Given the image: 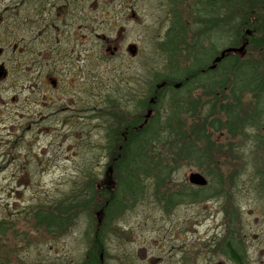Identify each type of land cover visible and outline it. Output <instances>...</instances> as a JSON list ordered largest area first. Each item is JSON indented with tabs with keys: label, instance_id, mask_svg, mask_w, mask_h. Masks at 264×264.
I'll list each match as a JSON object with an SVG mask.
<instances>
[{
	"label": "rangeland",
	"instance_id": "374dc122",
	"mask_svg": "<svg viewBox=\"0 0 264 264\" xmlns=\"http://www.w3.org/2000/svg\"><path fill=\"white\" fill-rule=\"evenodd\" d=\"M238 1L243 6L241 10L237 0L228 4L230 21L233 14L242 17L247 13L245 6L263 2ZM256 13L261 18V30L256 34L264 36V11ZM181 15L190 21L188 12ZM86 16L91 17L90 13ZM157 16V12L148 9L144 28L129 24L123 31L127 42L138 36L139 46H145L147 76L151 71L166 69L164 55L169 53L163 50L161 55L157 51V37L163 35L165 29V25L155 28ZM100 28L108 34L105 26ZM11 31L16 32V38L28 37L25 25L7 28L1 24L0 39L10 41ZM82 32L88 34L89 27ZM214 37L210 40V49H220V44L224 47V43L230 42L226 33L221 40ZM87 40L83 38L84 43ZM104 42L99 39V43ZM245 43L238 54L262 64L264 47ZM10 50L0 57V264H79L85 255L87 257L90 221L96 218L95 206L88 208V214L80 207L73 209L75 216L69 224L64 222L66 226L62 230L58 227L48 231L35 216L37 211L53 208L56 202L74 191L83 189L81 194H84L89 178H93V184L100 189L104 184L109 193L118 191L120 173H114L113 190L101 182L106 165H113L108 158L112 155V146L111 142L108 144L105 124L114 121L107 118L109 106L106 103L111 79L138 74L140 59L114 57L110 60L105 47L100 45L96 54L82 61L81 76L68 73V67L59 64L56 71L60 74L54 84L37 73L32 78L28 71H18L16 63L25 58H11L19 55ZM186 64L181 63L182 67ZM212 90L194 88L177 105L172 104L167 95H162L158 102L157 90L146 99L143 108L147 109L146 125L158 115V124L168 121L157 127L158 132L163 133L169 123L173 129L169 127L168 132L174 130L171 132L174 149L173 144L164 143L165 151L162 143L155 144L156 153L165 157L170 167L165 177L166 192L183 195L197 192L200 196L197 199L188 196L166 208L165 202L157 197L154 178H146L143 192H134L133 201H130L131 196L124 197L126 204L115 219L114 227L103 237L106 248L98 256L99 264H237L226 253L229 242L244 254L245 264H264V194L256 187L255 152L251 153L254 129L241 127V118L230 119L228 125L224 123L221 127L210 126V119L224 120L228 115L226 110L220 109L225 103L226 89L224 93L217 91L215 96L211 95ZM243 99L244 103L253 102L249 94ZM249 112L250 109L244 108L242 118ZM155 128L153 125V130ZM179 129L187 139L177 135ZM201 129L214 142L210 151L215 163L208 159L210 162L202 165L188 153L190 140L203 148L206 139L198 136ZM257 150L256 154L260 155L262 150ZM120 165L126 167L120 161L114 163V168ZM192 171L201 172L208 184L204 187L190 184L188 174ZM203 171H214L217 176H208ZM219 178L223 186L217 183ZM218 186L221 187L218 189ZM216 190L220 193L215 194ZM118 195L120 197L119 191ZM79 196L82 195L79 193L76 197ZM105 198L103 194L98 199L103 202ZM59 213L66 217L68 209Z\"/></svg>",
	"mask_w": 264,
	"mask_h": 264
},
{
	"label": "flooded vegetation",
	"instance_id": "af4514ba",
	"mask_svg": "<svg viewBox=\"0 0 264 264\" xmlns=\"http://www.w3.org/2000/svg\"><path fill=\"white\" fill-rule=\"evenodd\" d=\"M240 2L237 0L236 3L240 7L239 10L243 7ZM245 8L250 13L264 11V0ZM148 9L158 13L156 29L165 25L163 35L157 37V51L161 55L163 50L169 51L164 55L166 69L151 71L149 76L145 70V46H139L140 42L136 41L138 36L135 40L127 42L123 34L129 24L144 28ZM226 10V0H0V25L3 24L7 28L11 25L28 27L27 38L23 36L16 38V32L11 31L10 41L0 39V57L11 48L13 54L19 55H13L11 58H25V61L16 63L15 68L18 71H28L32 78L37 73L51 79L54 84L55 78L60 74L56 71L59 64L68 67V73L81 76L82 61L96 54L100 45L105 47L110 60L114 57L130 60L139 57L141 68L138 74H129L123 78L115 76L111 79L112 85L106 103L109 106L107 118L114 121L112 124H105L107 140L111 141L112 153L116 149L119 157L126 156L131 141H141L140 146L144 147L147 109L143 108L146 99L155 95L154 93L150 95L152 92L157 90L155 93L159 102L164 91L165 97L169 96V88H165L169 84L174 89H184L188 86L187 91L198 87L204 88L206 87L204 81H209L205 79L217 77V74L220 76L219 86L223 90L226 89L225 63L222 69L216 70L218 64L225 60L223 58L222 62L221 60L217 62L218 64L215 62V58L222 50L205 65L196 66L194 58L195 55L204 58L211 51L209 28L206 34L200 37L201 33L195 29L201 24L195 21L194 13L217 11L223 14ZM85 12L86 15L90 13L91 17L84 15ZM185 12H188L190 21L181 15ZM103 26L106 27L108 34L103 33L100 28ZM224 26L220 24L222 27L220 34L223 36ZM88 27L89 33L83 34V29ZM171 29L174 32H169ZM170 34L171 39H168ZM83 38L88 40L84 43ZM98 38L106 42L99 43ZM204 42L208 44L205 45ZM171 52L173 53L171 61L176 63V71L167 68ZM182 62L187 63L186 66L189 64L195 66L184 70L186 66L182 67ZM215 63L217 66H213ZM210 84L216 86V82ZM152 86L154 87L151 88ZM115 115L120 117H114ZM101 252L103 249L99 251L98 256Z\"/></svg>",
	"mask_w": 264,
	"mask_h": 264
},
{
	"label": "trees",
	"instance_id": "16d2710c",
	"mask_svg": "<svg viewBox=\"0 0 264 264\" xmlns=\"http://www.w3.org/2000/svg\"><path fill=\"white\" fill-rule=\"evenodd\" d=\"M231 1L232 0H226L227 10L223 14L218 13L217 11H211L209 13H194L195 21L201 24V26H198L195 29L196 31H199L201 33L200 37L202 35L204 36L206 34V30L209 28L208 39L212 40V38L215 36V39L218 38V40H221L222 35L220 34V30L222 29V27H220V24L225 25V33L230 36V42H228L227 45L226 43H224L225 46L222 47V45L220 44V49H218L219 47L215 49L211 48L210 54H208L204 58L202 57L203 59L195 55L194 58L196 66L197 64H207L209 62V59H212L214 55H218L219 51L225 49L226 47H238L241 43L245 42H248V44L251 43L250 45H258L264 47V36L256 34L258 30H261L259 23L261 21L260 14L247 12L243 13L242 17L240 15L233 14L232 20L230 21L229 19H227V13L228 16H231V13L228 10V6H230L228 4ZM235 6L236 4L234 5V7ZM257 17L258 20L256 21ZM232 30L235 32H233ZM240 31L242 32V35L239 34ZM169 32H174V30L171 29ZM168 39H171V34ZM196 40H198L197 37ZM196 43H198V41H196ZM172 54L173 53L171 52L169 58L170 61L167 68L171 69V71H176V63L171 61ZM223 58L222 59L225 60L223 63L218 64L216 62L218 66L216 63L214 64V66H217L216 70H219L222 69L223 64L225 63L227 72L226 90L224 95L225 103L220 105V109H222L224 112L226 110L228 115L224 120H222L221 118L217 120L210 119L209 125H218L221 127L224 123L228 125L231 121L230 119L241 118V127L250 126L254 129L251 136V143L254 148L251 153L255 152L253 163L255 165L257 174L256 187L260 192L264 194V61H262V64H260L257 59H247L244 55L241 56L240 54H238V52L225 53V56ZM222 59L220 62H222ZM195 64H189V66H186L185 69H183L189 70L191 69V67H194ZM219 79L220 76L219 74H217V77L212 76L210 77V79H205L209 81H204V84L206 86L204 88L209 90L213 88V90L211 91L212 96H215L217 91L224 93V90L219 86ZM210 82H216V86L211 85ZM151 88H153V86ZM165 88H169L168 90L171 103L176 105L178 103L181 104V100H184V95L190 91H187L188 86L184 89H174L173 87H171V84H169ZM165 94L166 93L164 91L163 96ZM247 94L253 97V102L244 103L243 98ZM173 97H175L176 99H174ZM244 108L250 109V112L249 115L243 119L242 113H244ZM157 118H159L158 115L155 116L154 119L146 126V138L144 141V147L140 146V143H142L141 141H131L130 144H128V154L125 156V158H120L121 156H118L119 153L116 149L114 153L111 152L112 155L108 156V158L113 162V165H106V170L104 171V179H102L101 182H105L107 185L106 187L108 188L113 187V190L116 186V183H114L113 181L114 173H120V181H118V185L116 187L119 191L120 197L118 195V191H112V193H109L106 188H104V184H102V187L100 189L93 184V178H89L87 180L89 183H87V186H84L86 188L84 194H81V191L83 189H79L72 192L70 196L68 195L60 201L56 202L53 208L47 211H37L35 216L36 220L41 224H44V227L47 228L48 231H54L58 227H60L62 230L63 227L66 226V224H69L72 221V218L75 216L71 212L73 209L80 207L84 210V212L86 211V213L88 214V208L90 206H95L96 218L95 221H90L91 231L89 243L86 248L87 257L83 258L82 261L79 262V264H99L100 260L98 258V252L103 248H106L103 242V237H105L108 234L109 230L114 227L115 219L119 215L120 210L126 204L125 198L131 196L130 201H133L135 199L132 197L134 192H143L145 185L143 181L146 178H154L156 183L155 191L157 197L160 202H165L166 208L174 205L176 202L184 200V198L188 196H191L193 199H197L200 196L197 192H190L188 195H183L181 193L172 194L166 192L167 189L165 188V177L168 174L170 167L165 157L162 158L160 154L156 153L155 144H157V142L162 143L163 147L165 146L164 143L173 144L174 149L175 143L171 134V132H173L174 130H169L170 132H168L167 129L169 127L173 129L172 125H170L169 123V125H167V129L166 126H162L164 127L163 133L158 132L157 127H160L161 123H168V121L163 120L158 124ZM214 121L216 123H213ZM153 125H156V128L154 130ZM166 131L168 132V134H166ZM185 131L187 133V130ZM203 132L204 129H201L198 132L199 135L197 134L198 136H202V138L206 139L203 142V148L197 146L194 141L190 140L187 143L188 153L191 154V157L202 165H205L209 161L208 159H211L213 163H215V156L212 155L210 151V147L214 145V142L210 140V135L204 134ZM177 135L180 137L183 136V138L187 139V137H185L183 133L180 132V129ZM243 135L246 136L244 133ZM110 142L111 141L108 140V144ZM254 142L256 146H254ZM257 148H260L262 150V152H260V155L256 154V152H258ZM179 155L181 156V152L179 153ZM120 161L121 164L125 163L126 167L120 165L119 168H114V163H119ZM203 173L208 176L212 175V177L217 176L214 171H203ZM217 183L223 186V180L221 178L217 180ZM219 187L221 186H218V189ZM99 190H102L101 194L98 193ZM120 190L122 192H120ZM79 193L82 196H79L77 198L76 196ZM218 193H220L219 190H216L215 194ZM103 194L106 196V198L103 202H100L98 198ZM121 198H124V200ZM66 209H68V213L65 217L59 212ZM64 222H66V224ZM229 243L231 244V242ZM230 244L226 245V253L234 261H236L237 264H245L244 254L238 252L235 249L234 244Z\"/></svg>",
	"mask_w": 264,
	"mask_h": 264
},
{
	"label": "water",
	"instance_id": "95a60500",
	"mask_svg": "<svg viewBox=\"0 0 264 264\" xmlns=\"http://www.w3.org/2000/svg\"><path fill=\"white\" fill-rule=\"evenodd\" d=\"M246 43H243L242 45L238 47H226L223 49L220 54L215 58V62L220 61L225 53L229 52H242ZM214 66V65H213ZM188 181L192 185H197V186H204L207 184V178L202 175L200 172L197 171H192L188 174Z\"/></svg>",
	"mask_w": 264,
	"mask_h": 264
}]
</instances>
